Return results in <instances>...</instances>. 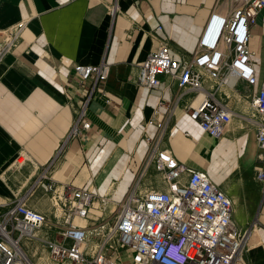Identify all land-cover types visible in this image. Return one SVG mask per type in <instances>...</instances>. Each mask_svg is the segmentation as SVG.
<instances>
[{
  "label": "crops",
  "instance_id": "1",
  "mask_svg": "<svg viewBox=\"0 0 264 264\" xmlns=\"http://www.w3.org/2000/svg\"><path fill=\"white\" fill-rule=\"evenodd\" d=\"M231 7L228 0H0V36L26 22L0 61V203L22 199L46 216L38 236L60 241L69 199L59 195L72 184L94 195L86 217L74 222L89 229L110 226L118 204L133 189L167 190L162 173L146 165L150 144L158 140L159 148L205 172L231 198L233 222L249 228L243 260L264 264V184L256 176L257 116L251 106L259 84L204 79V89L231 111L216 137L186 111L193 92L178 98L176 81L168 75L154 88L137 80L142 61L161 44L157 26L172 55L186 60L198 48L211 14L225 15ZM262 11L249 42L260 59ZM100 62L110 66L106 80H82L74 71L77 64ZM258 75L264 80L261 67ZM151 119L166 122L162 133ZM84 121L89 129L68 137L71 126ZM187 177L183 173L182 181ZM99 244L100 237H89L86 254ZM126 251L118 248L112 255L115 264H122Z\"/></svg>",
  "mask_w": 264,
  "mask_h": 264
},
{
  "label": "built area",
  "instance_id": "2",
  "mask_svg": "<svg viewBox=\"0 0 264 264\" xmlns=\"http://www.w3.org/2000/svg\"><path fill=\"white\" fill-rule=\"evenodd\" d=\"M232 7L225 14L212 13L194 55L179 60L172 55L169 44L157 26L160 46L142 61L138 83L159 87L160 77L170 76L179 89L178 98L194 93L185 106L189 116L201 129L219 136L231 120V111L220 103L212 92L203 87L205 78L232 84V78L248 85H258L251 106L257 116V179L264 184V80L260 81L249 48L250 28L257 14L264 9V0H228ZM26 22L20 21L0 36V61L18 40ZM264 28V11L261 12ZM75 73L82 79L106 80L110 66L106 62L95 65L77 64ZM176 105L174 104V107ZM85 104L81 115L84 114ZM158 112V111H156ZM172 114L170 111L168 117ZM167 117V118H168ZM162 133L166 122L154 119ZM86 121L74 123L68 137L79 136L89 129ZM146 165H154L162 173L167 190H136L116 208L112 225L89 229L79 227L74 218H84L94 195L85 188L64 185L65 199L63 228L60 241L42 239L38 231L46 224V216L30 207L22 199L14 203H0V264H33L24 247L40 240L53 264H115L113 254L118 248L133 252L131 264H246L243 252L247 247L249 228H238L232 220V200L209 176L200 170L179 163L159 141L150 144ZM187 173L186 181L182 174ZM48 189L55 192V185ZM100 237L101 244L86 254L89 237ZM23 253V255L21 254Z\"/></svg>",
  "mask_w": 264,
  "mask_h": 264
},
{
  "label": "rangeland",
  "instance_id": "3",
  "mask_svg": "<svg viewBox=\"0 0 264 264\" xmlns=\"http://www.w3.org/2000/svg\"><path fill=\"white\" fill-rule=\"evenodd\" d=\"M261 56H264V55H261ZM253 58H254V61L256 62V64H255L256 72L258 73V70L260 67H261V70L264 71V63H262V62H264V57H261L262 59H260L259 54H254ZM24 249H25V251H26V253L29 256V259L31 261H32V259H38L39 257H43V263L46 262L47 258L50 261V258L47 256L48 254L46 253L47 251H45V247L40 243L37 244V242L31 241L29 246L24 247ZM132 257H133V252L132 251H126V253H124L120 256V260H121L122 264H131ZM17 264H19V263H17Z\"/></svg>",
  "mask_w": 264,
  "mask_h": 264
},
{
  "label": "bare ground",
  "instance_id": "4",
  "mask_svg": "<svg viewBox=\"0 0 264 264\" xmlns=\"http://www.w3.org/2000/svg\"><path fill=\"white\" fill-rule=\"evenodd\" d=\"M231 80H232V84H231V85H233L234 83L236 84V78H232ZM235 84H234V85H235ZM234 85H233V86H234ZM233 89H234V88H233ZM232 99H233V98H232ZM238 99H239V98H238ZM244 101L246 102V100H244ZM246 103H247V102H246ZM101 225H102V224H101ZM21 254L23 255V253H21ZM41 258L43 259V257H39L38 259H40V260L42 261ZM40 260H39V261H40ZM32 263H33V262H32ZM38 264H51V263H50L48 260H46L45 263H43V261H42V262H38Z\"/></svg>",
  "mask_w": 264,
  "mask_h": 264
}]
</instances>
